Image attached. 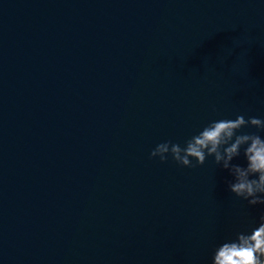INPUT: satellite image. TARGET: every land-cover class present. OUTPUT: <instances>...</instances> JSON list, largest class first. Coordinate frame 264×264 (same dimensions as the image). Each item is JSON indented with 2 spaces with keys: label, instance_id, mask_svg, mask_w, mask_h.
<instances>
[{
  "label": "water",
  "instance_id": "water-1",
  "mask_svg": "<svg viewBox=\"0 0 264 264\" xmlns=\"http://www.w3.org/2000/svg\"><path fill=\"white\" fill-rule=\"evenodd\" d=\"M238 115L264 0H0V264H212L264 205L151 152Z\"/></svg>",
  "mask_w": 264,
  "mask_h": 264
},
{
  "label": "clouds",
  "instance_id": "clouds-1",
  "mask_svg": "<svg viewBox=\"0 0 264 264\" xmlns=\"http://www.w3.org/2000/svg\"><path fill=\"white\" fill-rule=\"evenodd\" d=\"M254 127L264 132V119L238 115L235 120H214L197 134L180 143L166 141L151 152L152 158L167 162L169 158L183 167L205 164L208 157L233 177L229 190L250 206L264 205V137L242 130ZM243 153L246 165L233 163ZM195 161V163H193ZM212 264H264V213L251 232H238L234 239L219 245Z\"/></svg>",
  "mask_w": 264,
  "mask_h": 264
}]
</instances>
